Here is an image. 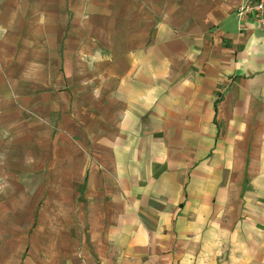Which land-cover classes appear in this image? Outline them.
<instances>
[{"label":"crops","instance_id":"crops-1","mask_svg":"<svg viewBox=\"0 0 264 264\" xmlns=\"http://www.w3.org/2000/svg\"><path fill=\"white\" fill-rule=\"evenodd\" d=\"M243 2L0 0V264H264Z\"/></svg>","mask_w":264,"mask_h":264},{"label":"built area","instance_id":"built-area-1","mask_svg":"<svg viewBox=\"0 0 264 264\" xmlns=\"http://www.w3.org/2000/svg\"><path fill=\"white\" fill-rule=\"evenodd\" d=\"M238 16L246 27L248 20H254L264 29V0H244L238 10Z\"/></svg>","mask_w":264,"mask_h":264},{"label":"rangeland","instance_id":"rangeland-1","mask_svg":"<svg viewBox=\"0 0 264 264\" xmlns=\"http://www.w3.org/2000/svg\"><path fill=\"white\" fill-rule=\"evenodd\" d=\"M57 193H59V191H57ZM59 199H61L60 198V193H59V198L58 197H55V201H54V207H52L53 208V210H54V212H55V214H58V213H64L65 212V210H67V207H69V205H67V207H63L64 205H63V202L62 201H60ZM70 200H76L73 196H72V194H71V199Z\"/></svg>","mask_w":264,"mask_h":264}]
</instances>
